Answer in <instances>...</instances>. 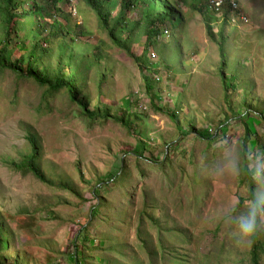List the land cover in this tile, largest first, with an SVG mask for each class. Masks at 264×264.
<instances>
[{"label": "rangeland", "instance_id": "1", "mask_svg": "<svg viewBox=\"0 0 264 264\" xmlns=\"http://www.w3.org/2000/svg\"><path fill=\"white\" fill-rule=\"evenodd\" d=\"M234 1L238 5L236 10L226 4L224 8L227 9L212 12L208 9L209 0H166L175 12L171 24L168 25L166 20L160 26L165 53L169 52L170 69L166 68V59L153 48L147 49L151 59L148 53L144 59L151 61L152 67L140 68L127 50L109 38L96 12L84 0H70L61 5L63 13L59 21L67 27L69 34L59 36L56 41L67 46L68 53L71 52L77 62H83L87 67L89 83L86 94L91 100L90 108L97 104L110 108L113 116H120L128 110V126L109 121L90 127L85 121L74 118L63 95L55 94L43 99L42 89L37 85H19L11 72L0 71V226L9 238L11 233L14 237L7 264L14 260L18 264H74L73 241L82 225L87 223L96 202L89 190L90 185L95 179L108 181L119 172L124 154L136 148V138L153 142V146L172 142L178 137L177 127L188 134L190 122L198 124L203 135L214 132L215 122L226 114L224 93L215 75L220 63L219 35L226 39L229 63L232 66L238 64L242 70L239 87L245 84L252 88L254 96L262 101L264 107V0ZM111 3L113 20L119 15L121 5L119 0ZM25 8H29V4ZM146 12L147 8L141 3L124 14L128 21L143 25ZM176 19L180 20L178 28ZM208 27L212 35L208 34ZM143 31L136 30L137 38L131 45L136 56L144 53L146 39ZM3 32L0 23V39ZM51 47L56 50V43L53 42ZM18 50H13L12 57L18 55ZM152 52L156 54L155 58L151 57ZM97 53L101 58L98 61ZM143 74L150 75L154 83L150 95L156 97L155 103L167 113H176V122L151 108ZM101 76L104 77L103 82H100ZM231 122L234 123L228 130L238 129V123ZM252 125L258 135L264 132L262 123ZM30 134L41 146L40 166L45 177L54 185L67 184L80 197L10 169L11 160H17L28 152L27 136ZM227 135L231 137L230 132ZM218 146L219 142L214 144V147ZM249 150L251 154L254 146L249 145ZM155 156L161 160L163 155L156 149L153 159ZM214 170L198 172L196 181H209L211 196L202 214H191L195 222L189 228L192 227L194 238L186 248L191 250V255L197 248L202 252L213 249L212 254L217 255L214 248L220 241L226 242L228 248L221 254L225 258L224 264H235L249 247H235L223 226L215 240L211 239L212 234L199 238L202 228L213 226L211 222L219 212L238 203L232 176H213ZM189 171L192 173L193 169ZM193 179V176L188 178L190 186L187 190L203 191L205 188L194 184ZM204 196L199 199H205ZM128 227L127 224V232L123 233L122 239L118 234V241L124 240L127 245L135 238ZM260 227L263 229L264 223Z\"/></svg>", "mask_w": 264, "mask_h": 264}, {"label": "trees", "instance_id": "2", "mask_svg": "<svg viewBox=\"0 0 264 264\" xmlns=\"http://www.w3.org/2000/svg\"><path fill=\"white\" fill-rule=\"evenodd\" d=\"M68 1L70 0H0V23L4 29L0 39V71L11 72L19 85H37L42 89L43 99L55 94L63 95L74 118L85 121L90 127L109 121L128 126V110H124L120 116H113L110 108L100 107L98 104L90 108L91 100L86 94L89 83L87 67L83 62H77L71 52L68 53L67 46L56 41L59 36L69 34L67 27L59 21L63 13L61 5ZM84 1L96 12L101 27L107 31L109 38L118 47L127 50L140 68L152 67L151 61L148 63L144 59L147 49L153 48L159 56L166 59V68L170 69L169 52L165 53L166 47L161 39L163 30L160 26L166 20L169 21L168 25L171 24L170 20L175 12L166 0H119L121 9L113 20L110 9L112 0ZM141 3L147 8L145 23L141 25L139 22L128 21L124 12ZM26 4H29V8H25ZM66 18L68 21L67 15ZM176 23L178 28L180 20L176 19ZM138 29H144L146 39L144 53L140 56L131 51ZM208 30V34L212 35L209 27ZM219 38L220 63L215 75L224 93V118L215 122L214 132L208 135H203V129L198 124L190 122L188 134L177 127L178 137L172 142L153 146V142L147 143L136 138V148L124 154L119 172L108 181L95 179L90 185L89 190L96 202L91 208L87 223L82 225L73 241L74 264H192L193 261L194 264H224L225 258L221 254L228 248L226 242L220 241L217 248H214L218 251L217 255L212 254L213 249L202 252L201 248H197L191 255V250L186 248L194 238L192 227L189 228L195 222L191 214H202L211 196L210 183H207L209 181L199 183L196 179L199 177V170L216 169L219 149L223 143L232 144L244 154H250L249 145L254 146L251 155L264 152V132L258 135L252 125H264V107L262 101L254 96L252 88L245 84L239 87L238 79L242 70L238 64L232 66L229 63L226 39L223 35H219ZM53 42L56 43V50L51 47ZM22 46L24 47L21 48ZM16 48L19 49L18 55L12 57ZM148 57L150 60V53ZM100 59L97 53L96 60ZM99 78L103 82L104 77ZM142 79L151 108L176 122V113H167L158 107L154 101L156 97L150 95L154 90L150 75L143 74ZM231 121L238 123V129L228 130L230 124L234 123ZM238 130L240 133L237 134ZM229 132L231 137L227 135ZM27 141L28 152L20 155L17 160H11L10 169L21 176H32L41 183L79 196L67 184L61 182L54 185L45 177L40 166L41 146L32 134L27 136ZM217 142L219 146L214 147ZM156 149L162 152L161 160L156 156L153 159ZM191 169L192 173L189 171ZM190 176H193L194 184L205 189L188 191L190 184L187 180ZM213 176H218L216 170ZM232 178L238 193V203L231 209L239 210L250 195L252 185L244 171ZM240 192L245 194L241 195ZM202 195H205V199H199ZM211 223L213 226L210 229L202 228L199 238L212 234L211 239L215 240L222 224L216 219ZM127 224L128 229L135 234L134 241L129 245L124 240L121 243L118 241V234H121L122 239L123 233L127 232ZM180 225L188 227L180 228ZM13 244V234L9 238V234L3 232L0 226V264H7ZM9 264H18V261L14 260ZM235 264H264V228L260 227L251 246Z\"/></svg>", "mask_w": 264, "mask_h": 264}, {"label": "clouds", "instance_id": "3", "mask_svg": "<svg viewBox=\"0 0 264 264\" xmlns=\"http://www.w3.org/2000/svg\"><path fill=\"white\" fill-rule=\"evenodd\" d=\"M219 151L216 173L237 176L244 171L252 187L239 210L225 209L215 219L235 247L248 248L264 223V152L244 154L230 143H223Z\"/></svg>", "mask_w": 264, "mask_h": 264}, {"label": "built area", "instance_id": "4", "mask_svg": "<svg viewBox=\"0 0 264 264\" xmlns=\"http://www.w3.org/2000/svg\"><path fill=\"white\" fill-rule=\"evenodd\" d=\"M209 1H210V3H209L208 9H210L212 12H221V11L227 9V8H224L226 4H228L234 10H236L238 7L237 3L234 0H209ZM243 20H245V18H243ZM164 34H166L165 31H164ZM151 57L155 58L156 54L152 52ZM158 81H159V79H158Z\"/></svg>", "mask_w": 264, "mask_h": 264}]
</instances>
